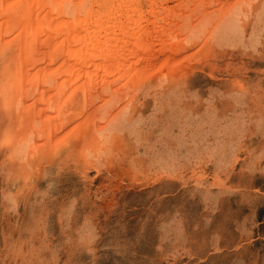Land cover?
<instances>
[{
	"label": "rangeland",
	"instance_id": "obj_1",
	"mask_svg": "<svg viewBox=\"0 0 264 264\" xmlns=\"http://www.w3.org/2000/svg\"><path fill=\"white\" fill-rule=\"evenodd\" d=\"M258 3L239 21L240 36L213 39L199 56L186 52L181 86L139 92L132 119L104 143L100 160L89 139H74L72 123L62 130L68 145L55 138V157L39 151L29 167L15 165L26 155L13 152L9 162L0 146V264H264ZM8 122L2 109L0 141L9 138ZM24 129L14 127V136ZM83 144L92 156L82 161Z\"/></svg>",
	"mask_w": 264,
	"mask_h": 264
},
{
	"label": "bare ground",
	"instance_id": "obj_2",
	"mask_svg": "<svg viewBox=\"0 0 264 264\" xmlns=\"http://www.w3.org/2000/svg\"><path fill=\"white\" fill-rule=\"evenodd\" d=\"M258 2L0 0V103L10 126L9 138H1L0 146L10 152L9 162L17 161L13 152L28 157L27 163H15L20 169L39 151L57 154L61 145L53 141L64 138L67 146L68 129L63 135L62 130L71 123L74 139H89L94 146L85 141L78 151L82 161L91 158V149L93 159L100 160L104 143L113 142L119 124L132 119L129 113L139 92L147 86L159 93L181 86L190 66L189 60L183 61L186 52L196 48L193 52L199 56L213 39L240 36L236 33L245 28L240 29L239 21L258 9ZM18 125L25 129L14 136Z\"/></svg>",
	"mask_w": 264,
	"mask_h": 264
}]
</instances>
